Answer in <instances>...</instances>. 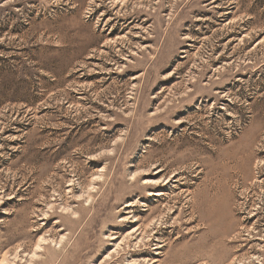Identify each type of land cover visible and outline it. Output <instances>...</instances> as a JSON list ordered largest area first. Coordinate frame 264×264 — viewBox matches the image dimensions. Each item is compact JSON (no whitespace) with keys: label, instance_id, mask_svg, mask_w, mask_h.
<instances>
[{"label":"rangeland","instance_id":"rangeland-1","mask_svg":"<svg viewBox=\"0 0 264 264\" xmlns=\"http://www.w3.org/2000/svg\"><path fill=\"white\" fill-rule=\"evenodd\" d=\"M231 263L264 264V0H0V264Z\"/></svg>","mask_w":264,"mask_h":264},{"label":"bare ground","instance_id":"bare-ground-1","mask_svg":"<svg viewBox=\"0 0 264 264\" xmlns=\"http://www.w3.org/2000/svg\"><path fill=\"white\" fill-rule=\"evenodd\" d=\"M147 184H148V183H147ZM127 238H128V237H127ZM40 243H41V242H40ZM60 244H61V243H60ZM44 245H45V244H44ZM37 246H38V245H37ZM38 247H39V246H38ZM41 247H42V246H41ZM43 248H44V247H43ZM41 250H42V249H41ZM38 251L40 252V250H38ZM39 252H36V253H39ZM34 253H35V252H34ZM36 253H35V254H36ZM35 254H34V255H35ZM16 257H17V256H16ZM36 257H37V256H36ZM221 258H223V256H222ZM220 262H221V261H220ZM221 263H222V262H221ZM231 264H232V263H231Z\"/></svg>","mask_w":264,"mask_h":264}]
</instances>
